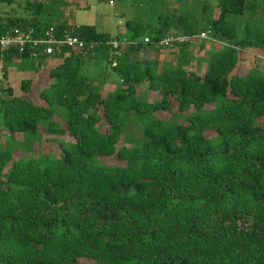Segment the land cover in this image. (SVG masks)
<instances>
[{"label":"trees","instance_id":"obj_1","mask_svg":"<svg viewBox=\"0 0 264 264\" xmlns=\"http://www.w3.org/2000/svg\"><path fill=\"white\" fill-rule=\"evenodd\" d=\"M216 4L218 16L201 24L184 12L158 28L126 20V34L114 36L53 24L39 4L0 22V35L53 24L97 43L86 54L64 47L36 57L59 60L42 104L0 96V264H264V73L233 72L238 48L264 49V27L255 0ZM203 29L224 46L201 74L182 58L158 66L165 36ZM124 36L129 43L108 44ZM14 58L31 57L5 55ZM87 59H104L120 87L102 93L106 77L94 83L81 68Z\"/></svg>","mask_w":264,"mask_h":264},{"label":"rangeland","instance_id":"obj_2","mask_svg":"<svg viewBox=\"0 0 264 264\" xmlns=\"http://www.w3.org/2000/svg\"><path fill=\"white\" fill-rule=\"evenodd\" d=\"M14 0L12 4H0V22L6 23L7 19L12 16H28L33 13L35 5L41 6L42 14H48L54 23L66 22L68 26L87 24L94 25L99 30L107 31L112 36L123 34L127 29L125 27L126 20H135L144 26L158 28L161 26L165 17L176 18L181 13L189 16L193 15L201 24L205 17L216 18L219 13L217 0ZM258 4L257 9L253 13V18L259 21L264 27V0H255ZM204 4H207L203 10ZM47 10V11H46ZM229 21L239 24L241 21L236 19L234 15H229ZM50 25V26H53ZM204 32V36L200 33ZM184 35V34H180ZM170 36V35H168ZM125 37V36H124ZM167 37V36H165ZM164 37V38H165ZM127 40V37H125ZM124 40V39H121ZM125 40V41H126ZM187 42V54L182 56L180 51L181 44L186 42L175 41L171 44L158 43L161 49L157 52L158 66L162 64H170L169 67H177L182 64L185 69L192 68L201 74L208 66L210 54L214 50H219L224 43L213 38L212 35L203 29L198 33L197 37ZM144 42V41H143ZM148 41L144 42L146 45ZM147 44V48L149 49ZM151 54V55H150ZM149 55L154 57V52ZM239 63L233 70L234 73H241L250 68H257L260 73H264V49L246 47L238 48ZM142 57V54L139 53ZM178 58H182V63H178ZM181 60V59H180ZM58 59L51 56L45 59L37 58H14L6 65V75L4 88L9 87L11 92L3 90L2 97H18L25 96L35 103L42 104L39 98V91L46 87L49 83L48 71L58 63ZM169 62V63H168ZM180 66V65H179ZM82 71L88 76L93 77L94 83L101 77H106V83L101 85L102 93L107 89L120 87V76L113 72L109 64L104 60H85L81 66ZM31 80V89L24 92L21 89L23 79ZM119 83V84H118ZM147 100H156L157 97L150 92H142L139 94ZM190 113L195 112L194 109L189 110ZM162 119L170 116L169 111L158 113ZM0 116V123H1ZM2 127V126H1ZM5 132L0 131V136L6 137ZM84 261V260H83Z\"/></svg>","mask_w":264,"mask_h":264},{"label":"built area","instance_id":"obj_3","mask_svg":"<svg viewBox=\"0 0 264 264\" xmlns=\"http://www.w3.org/2000/svg\"><path fill=\"white\" fill-rule=\"evenodd\" d=\"M111 4L112 1L109 0ZM205 33L201 32L200 36H204ZM198 34L188 35H170L163 38L160 43L171 44L175 41L180 42H192L194 37ZM113 39L108 44L112 48H118L123 44L129 43V40ZM126 40V41H125ZM144 42L148 41L147 38L143 39ZM95 42H85L77 36L63 33L58 35L54 26H48L42 32L37 33L33 28H27L23 31L12 30L6 32L4 35H0V96H2V90L5 84V73H6V61L5 55L10 51H17L18 53L28 51L29 56L32 58L38 57L39 54L52 55L59 53L64 47L68 49L83 50V54H86L87 50L96 46Z\"/></svg>","mask_w":264,"mask_h":264},{"label":"crops","instance_id":"obj_4","mask_svg":"<svg viewBox=\"0 0 264 264\" xmlns=\"http://www.w3.org/2000/svg\"><path fill=\"white\" fill-rule=\"evenodd\" d=\"M112 4H114V3H112ZM78 25H81V24H78ZM78 25H76V26H78ZM97 28V27H96ZM98 29V28H97ZM99 30V29H98ZM101 31H103V30H101ZM104 32H107V31H104ZM126 37V36H125Z\"/></svg>","mask_w":264,"mask_h":264}]
</instances>
